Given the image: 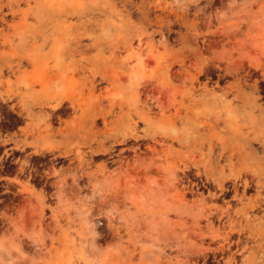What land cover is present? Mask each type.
<instances>
[{
  "label": "rangeland",
  "instance_id": "1",
  "mask_svg": "<svg viewBox=\"0 0 264 264\" xmlns=\"http://www.w3.org/2000/svg\"><path fill=\"white\" fill-rule=\"evenodd\" d=\"M12 1L0 95L44 114L0 99V264H264V0Z\"/></svg>",
  "mask_w": 264,
  "mask_h": 264
},
{
  "label": "bare ground",
  "instance_id": "2",
  "mask_svg": "<svg viewBox=\"0 0 264 264\" xmlns=\"http://www.w3.org/2000/svg\"><path fill=\"white\" fill-rule=\"evenodd\" d=\"M18 0H13L12 2H15L17 3ZM8 6H6L5 10L1 7L0 5V24H5L7 26H9V18L7 19V16L8 15H12L14 12H15V7L12 5V4H7ZM3 26V25H2ZM10 70L12 69L11 66H7ZM109 82V77L106 75V74H95L93 73L91 75V78L89 79L88 81V86L86 87V89L88 90V93H89V96L92 98L93 96H96L95 95V91L97 89H100V87H98V85L102 82ZM151 84V83H150ZM145 85V83L142 84V86ZM130 86V85H129ZM121 91L118 92V94L120 95ZM13 96H16L17 99H18V104L21 105L22 107L19 109V110H14V107L12 106L11 109L14 110L17 114L21 115V116H25L27 117L29 120H32V116L36 117L35 120H39L40 121V118L43 116V110H41L40 113H37V114H32L31 110L29 109L28 106H26L25 102L23 101L24 99V96L23 95H20V93H8L5 91L4 95H0V99L1 100H10L11 98H13ZM33 104L34 105H37L39 108H42V107H49L50 110H54V112L56 111L55 109L58 107H60L62 104L66 103V102H69L71 105L70 106H73L75 107V111H76V105H79L78 103L75 104L72 100H73V97H69L68 99H59L56 103L54 104H50V100H47V99H38V97H34L33 99ZM153 103L155 104L156 106V101ZM68 106V105H67ZM99 104L97 105H93V106H89L87 107L85 110L87 112V117H88V120H90L92 123L95 122V119L97 118H100L102 120L103 123H106V117H105V113L101 112L99 110ZM159 108V106H157ZM16 109V107H15ZM60 109V108H59ZM71 109H74L71 107ZM66 110V109H65ZM64 110V111H65ZM63 111V110H62ZM151 111V108L147 109L145 111V113L143 112V114H145L146 118L149 117V113ZM53 112V111H52ZM69 112V111H68ZM67 112V113H68ZM65 113V112H64ZM70 115V114H69ZM53 116V115H52ZM55 116V115H54ZM145 116L143 115V119L145 118ZM139 117V116H138ZM54 118V117H53ZM183 125H185L187 127V129H193V128H197V126L199 125L198 122H187V121H183L182 122ZM162 124H160L161 126ZM168 125L170 127H173L174 124L172 123V121L170 123H168ZM73 126H69V124L63 126V127H59L56 131V133H58V135L60 136V138L64 141V142H70V138L75 135V130L72 128ZM32 128V127H31ZM56 128V127H54ZM33 137L36 139V140H42L44 139V135L42 133L41 130H39L37 128L36 131H34L33 133ZM48 148V147H47ZM232 177V185H233V191H234V195H237V186H236V181L237 180H240V175H235V174H231ZM224 178V177H223ZM241 182L243 183V186H242V189H241V192L240 194L243 195L244 192L246 191V188L248 186V183L249 181L244 177ZM218 185L220 187H223V182L222 181H219ZM247 209H255V210H261L264 212V185H262L261 183L258 182L257 184V188H256V196L254 198L251 199V201L247 202ZM247 209L244 211L245 213L247 212ZM243 212V213H244ZM245 218H247V216H245ZM258 219H261V216L258 218ZM255 219H253L252 221L257 224L259 223L260 221H257L255 222L254 221ZM260 224V223H259ZM262 226L264 227V222L262 223ZM241 241V240H240Z\"/></svg>",
  "mask_w": 264,
  "mask_h": 264
},
{
  "label": "flooded vegetation",
  "instance_id": "3",
  "mask_svg": "<svg viewBox=\"0 0 264 264\" xmlns=\"http://www.w3.org/2000/svg\"><path fill=\"white\" fill-rule=\"evenodd\" d=\"M234 192V191H233Z\"/></svg>",
  "mask_w": 264,
  "mask_h": 264
}]
</instances>
